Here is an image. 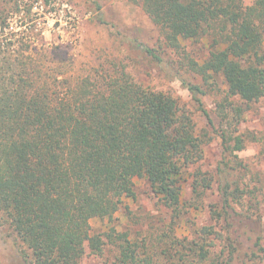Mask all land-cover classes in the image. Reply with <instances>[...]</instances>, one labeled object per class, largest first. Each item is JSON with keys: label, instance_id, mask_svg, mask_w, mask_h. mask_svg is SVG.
Here are the masks:
<instances>
[{"label": "trees", "instance_id": "1", "mask_svg": "<svg viewBox=\"0 0 264 264\" xmlns=\"http://www.w3.org/2000/svg\"><path fill=\"white\" fill-rule=\"evenodd\" d=\"M141 4L168 47L213 39L215 49L203 64L191 61L188 67L204 85L219 76L227 88L218 105L226 126L219 131L221 207L210 206L215 223L193 225L188 236L176 234L184 175L203 159L207 142L176 97L144 87L123 71L76 77L66 60L46 59L55 53L16 40L11 31L0 34V224L26 248L27 264H81L87 249L103 256L105 239L115 251L104 264L263 263L260 237L242 258L233 236L241 218L233 203L246 193L241 187L246 166L233 145L243 147L238 125L245 109L230 99L250 104L264 97V0ZM18 6L17 0H0V32ZM145 51L163 61L154 50ZM182 84L217 132L201 100L207 91L185 79ZM135 177L145 179L169 211L167 230L142 239L112 226L93 234L92 219L112 221L124 198L135 200ZM194 177L191 205L214 181L201 171Z\"/></svg>", "mask_w": 264, "mask_h": 264}, {"label": "rangeland", "instance_id": "2", "mask_svg": "<svg viewBox=\"0 0 264 264\" xmlns=\"http://www.w3.org/2000/svg\"><path fill=\"white\" fill-rule=\"evenodd\" d=\"M245 2L250 4L251 0ZM17 3L19 10L8 15L5 24L8 28L2 30L1 35L12 31L16 40L31 41L37 50L54 52L55 57L46 59L66 60L68 66L72 65L71 74L76 77L92 75L100 78L105 73L118 76L123 71L138 84L156 92L169 93L180 101L193 119L196 134H206L207 142L203 159L184 175L181 186L183 214L177 223L176 234L184 237L190 235L193 225H213L210 206L221 207L217 166L223 148L219 131L226 126L219 116L218 105L227 98V88L219 76L204 85L202 76L188 67L191 61L203 64L215 49L213 39L183 40L179 50L168 47L162 29L145 13L141 0H17ZM145 47L154 50L163 61L158 63ZM182 79L201 85L207 91L201 100L217 132L208 124ZM230 100L245 109L238 125V134L244 139L243 147L238 149L233 143L234 154L246 166L241 186L246 193L233 203L241 217L236 220L233 236L243 258L258 237L264 245V97L250 104L238 98ZM197 171L212 176L214 181L202 200L191 205ZM132 182L135 200L124 198L123 207L114 214L112 221L92 219L93 234L112 226L130 239H142L150 234L161 235L167 230L166 226L171 222L169 211L159 203L148 182L137 177ZM105 241L102 257L87 249L81 264H104L115 251ZM28 259L26 248L12 230L0 224V264H27ZM260 261L264 264L262 259Z\"/></svg>", "mask_w": 264, "mask_h": 264}]
</instances>
